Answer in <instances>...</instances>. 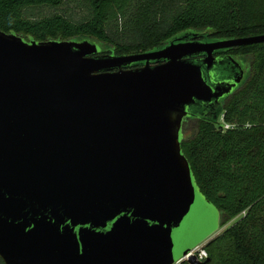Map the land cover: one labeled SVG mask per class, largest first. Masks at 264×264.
Returning <instances> with one entry per match:
<instances>
[{"label": "water", "instance_id": "obj_1", "mask_svg": "<svg viewBox=\"0 0 264 264\" xmlns=\"http://www.w3.org/2000/svg\"><path fill=\"white\" fill-rule=\"evenodd\" d=\"M192 34L105 55L89 39L40 41L0 29L5 264L210 260L192 250L219 230L221 215L183 152V122L244 77L232 55L215 52L264 42V34Z\"/></svg>", "mask_w": 264, "mask_h": 264}, {"label": "trees", "instance_id": "obj_2", "mask_svg": "<svg viewBox=\"0 0 264 264\" xmlns=\"http://www.w3.org/2000/svg\"><path fill=\"white\" fill-rule=\"evenodd\" d=\"M0 29L40 41L89 39L101 54L126 55L193 32L209 41L264 34V0H0ZM226 52L242 59L246 76L215 113L183 122L190 134L182 149L225 227L206 243V264H264V42Z\"/></svg>", "mask_w": 264, "mask_h": 264}, {"label": "flooded vegetation", "instance_id": "obj_3", "mask_svg": "<svg viewBox=\"0 0 264 264\" xmlns=\"http://www.w3.org/2000/svg\"><path fill=\"white\" fill-rule=\"evenodd\" d=\"M181 36V35H180ZM176 38V37H175ZM226 50L227 49H222V50H218L217 52H215V56L216 57H219V58H222V57H225L226 55H230L229 53H227L226 52ZM201 56H204L203 54H201ZM241 65H242V68L244 69V77L246 76V68H245V64H243V61H242V59L241 58H239V57H234ZM244 77H243V79H244ZM242 79V80H243ZM242 82V81H241ZM240 82V83H241ZM239 83V84H240ZM238 84V85H239ZM237 85V86H238ZM227 95V94H226ZM225 95V96H226ZM223 98V97H222ZM220 101H221V99H219V101L218 102H215V103H212V105L211 104H207L206 106L205 105H202V107H200V108H205V110L204 111H199L197 108V110L199 111V112H193V110H195V109H193V110H190V112H191V115L190 116H188V117H194V116H201V114H204L205 112H207L208 111V109H206V108H210L211 110H212V112L213 113H215V110L217 109V107L220 105ZM188 117H186L185 119H184V121L188 118Z\"/></svg>", "mask_w": 264, "mask_h": 264}, {"label": "built area", "instance_id": "obj_4", "mask_svg": "<svg viewBox=\"0 0 264 264\" xmlns=\"http://www.w3.org/2000/svg\"><path fill=\"white\" fill-rule=\"evenodd\" d=\"M223 126H224V129H226V130L234 127L233 125H231L229 123H224ZM192 253L197 256L198 260H201V261L205 260L208 257V251L205 247V242H203L200 245H198L197 247H195L192 250ZM185 259H186V257H183L178 262H176L175 264H180Z\"/></svg>", "mask_w": 264, "mask_h": 264}, {"label": "rangeland", "instance_id": "obj_5", "mask_svg": "<svg viewBox=\"0 0 264 264\" xmlns=\"http://www.w3.org/2000/svg\"><path fill=\"white\" fill-rule=\"evenodd\" d=\"M183 134H184V136H186V135L190 134V131L187 130L186 133H184V131H183ZM231 224H232V222H230L229 224H227V226H230ZM227 226H226V227H227ZM224 228H225V227H221V225H220L219 230H218L214 235H212L207 241H205V245H206L207 242H209L211 239H213L216 235L220 234V233L223 231ZM183 261H187V259H185V260H183ZM183 261H182V262H183ZM182 262H181L180 264H182ZM187 262H188V261H187Z\"/></svg>", "mask_w": 264, "mask_h": 264}]
</instances>
